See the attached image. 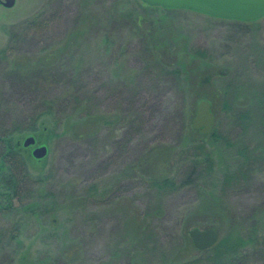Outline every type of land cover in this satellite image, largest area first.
<instances>
[{"label": "rangeland", "instance_id": "374dc122", "mask_svg": "<svg viewBox=\"0 0 264 264\" xmlns=\"http://www.w3.org/2000/svg\"><path fill=\"white\" fill-rule=\"evenodd\" d=\"M5 49L0 126L19 139L30 178L12 208L1 196L0 264L207 259L185 242L194 228H218L220 238L241 228V264H264V17L142 0H16L0 2ZM203 100L215 114L206 138L192 127ZM29 137L36 144L25 147ZM39 146L48 148L42 159ZM193 165L197 185L148 182Z\"/></svg>", "mask_w": 264, "mask_h": 264}, {"label": "trees", "instance_id": "16d2710c", "mask_svg": "<svg viewBox=\"0 0 264 264\" xmlns=\"http://www.w3.org/2000/svg\"><path fill=\"white\" fill-rule=\"evenodd\" d=\"M240 21H243V20H240ZM247 22H251V21H247ZM28 23H30L31 25H34L35 20H31ZM31 25L29 26L27 24V28L30 29ZM155 44L156 45L158 44L160 46V43L158 42ZM165 47H166L165 45L162 46L163 49ZM8 50L9 49L0 51V58L4 57L7 54ZM166 52L168 51L166 50ZM41 68L43 69L42 71H45V69H47L45 64H43ZM96 108L98 107L96 106ZM96 116L97 117L94 118V120L92 119L91 120L89 119V120L92 121L93 124L95 125V128L92 131L96 130L97 132H99L100 128L104 125V115L97 114ZM39 121H40L39 117H37L35 120H32L30 122L31 127L36 128ZM1 123L2 121L0 120V125ZM36 130L37 129H35V131ZM189 132L192 133L193 130ZM83 135H84L83 133L78 134V136L80 137H82ZM205 136L207 135H204V137ZM19 146H20L19 139L15 138L13 131L3 130L1 129V126H0V199H1V196H5L8 199L7 203L9 205L8 204L6 205L7 209L12 208L13 200H14L12 198L18 193L22 192L23 184L26 183L27 179L30 178V174L28 173L25 167L26 165L23 160L24 157H22V154L20 153ZM137 164H143L138 170L139 174H141L142 176L144 174V167H145L144 165L147 164V158H145L144 160H138ZM6 173L7 175H5ZM2 181L5 183L7 182L6 183L7 190L3 189L4 187H2V183H3ZM197 181H198V169L197 167H195V165L191 166L188 169V171H186L184 175H182L181 178L177 177V179L175 180L162 179L161 177L157 176V172L156 174L153 173V175H151V179L148 180L152 188L159 189V190L164 189V188L172 189V188H178V187H188L192 185H197ZM23 193H25V191H23ZM219 204H220V200L218 204H216L213 201H209V203H206L204 206L208 207V210H210V209H215L213 208L215 205H217L216 206L217 208ZM199 209H202V207H200ZM155 214L158 215V212H156ZM190 214L191 212L189 213V215ZM144 216H145L144 218L147 219V216L146 215ZM144 224L147 225L146 221L144 222ZM217 231H219L218 228H217ZM187 233L188 232L186 231L184 233L186 236V240H185V242L187 241L186 243H188L189 241L190 242L192 241L190 240L189 238L190 236H188ZM248 243L249 241L246 237V233L241 228H236V230L232 231L227 236L220 238L219 242L210 249L200 251L194 246L201 253H204V252L206 254L210 253V256H208L207 259H204V260L196 259V261L180 259L178 262L173 263V264H206V263L207 264H241L243 263V261H245L244 255H246L247 253H245L244 251L246 250ZM186 250L187 252L189 251L188 247L186 248Z\"/></svg>", "mask_w": 264, "mask_h": 264}, {"label": "water", "instance_id": "95a60500", "mask_svg": "<svg viewBox=\"0 0 264 264\" xmlns=\"http://www.w3.org/2000/svg\"><path fill=\"white\" fill-rule=\"evenodd\" d=\"M151 6H160L166 9H188L206 15L236 19L243 21H256L264 17V0H142ZM4 7L11 8L16 0H0ZM215 124V114L209 101L203 100L199 103L196 115L193 119V128L200 130L204 135L210 134ZM36 144L35 137L25 140L24 146L29 147ZM48 154L46 146L36 147L33 151L35 158L42 159ZM194 246L204 251L215 246L219 240V233L213 229L201 230L194 228L189 232Z\"/></svg>", "mask_w": 264, "mask_h": 264}]
</instances>
